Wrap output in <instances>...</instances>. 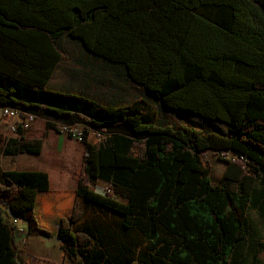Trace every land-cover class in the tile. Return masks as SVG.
<instances>
[{"label":"trees","instance_id":"trees-1","mask_svg":"<svg viewBox=\"0 0 264 264\" xmlns=\"http://www.w3.org/2000/svg\"><path fill=\"white\" fill-rule=\"evenodd\" d=\"M65 34L123 66L145 97L104 106L48 89ZM149 99L226 131L158 124ZM0 105L56 131L81 124L85 147L75 197L66 192L58 213L40 212L48 173L0 171V264H25L13 218L59 239L75 264H236L247 211L264 197V0H0ZM91 131L102 136L91 142ZM24 133L3 140V154L40 153L42 140ZM207 150L250 168L227 160L215 185ZM98 179L112 192L92 190Z\"/></svg>","mask_w":264,"mask_h":264},{"label":"crops","instance_id":"crops-1","mask_svg":"<svg viewBox=\"0 0 264 264\" xmlns=\"http://www.w3.org/2000/svg\"><path fill=\"white\" fill-rule=\"evenodd\" d=\"M62 50V49H61ZM103 59L87 56L84 58H68L59 61L57 67L53 71L48 83L47 88L53 91H59L63 93L75 94L95 100L101 105H128L134 101L143 98L141 95L130 100L126 93L125 86H119L121 83L120 77H126V80L133 82L130 77L125 74L123 66H118L119 70L116 72H110V69H114L112 64L102 62ZM110 66L112 68H110ZM109 72L113 75V78H108ZM120 74V75H119ZM122 82L124 80L122 79ZM111 83L112 85H109ZM134 83V82H133ZM112 90V91H111ZM144 92V91H143ZM135 97L136 94H133ZM145 97V95H144ZM6 119V118H5ZM2 117V106L0 105V130L5 129L8 122ZM44 121L39 120L35 129L30 134L24 133V140L33 142L36 140H42L43 146L40 153H20L16 156L21 158L22 165L19 170H40L48 173L50 180V193L45 204L40 205V212L48 211L54 213L61 212L60 209L69 207L68 203L64 206L63 202L67 200L66 192H71L70 198L75 197V192L78 185V178L80 175L81 167L83 164L84 156V144L76 137H69L64 131H56L55 129L48 128ZM91 134L89 140L95 142L96 139H92ZM15 135H10L14 137ZM5 155V154H4ZM1 170H10L0 169ZM97 185L98 188H94ZM112 188V186L101 179H98L95 183L91 184V189L98 193H104V188ZM257 191L262 192V185H257ZM69 196V195H68ZM45 200V199H43ZM264 197L257 203V205L249 208L257 210L259 215L264 214ZM7 217L11 218V213L6 209ZM90 218V217H89ZM91 223V222H90ZM22 224L27 226L25 221ZM45 236L42 235H27L24 238L27 240L25 250L27 253L42 258L45 264H49L48 261L52 260L49 256L50 249L45 247ZM31 240H36L40 244L32 246ZM264 239L259 238L256 241L250 238V232L247 238L243 242L244 253L252 256L262 258L264 257ZM56 243L61 249V241L56 239ZM62 251V249H61ZM251 251V252H249ZM63 252V251H62ZM61 252V253H62ZM69 258L64 257L62 253V260Z\"/></svg>","mask_w":264,"mask_h":264},{"label":"rangeland","instance_id":"rangeland-1","mask_svg":"<svg viewBox=\"0 0 264 264\" xmlns=\"http://www.w3.org/2000/svg\"><path fill=\"white\" fill-rule=\"evenodd\" d=\"M60 47L65 55V58H63L65 60H67L68 58H73V59L79 58V57L84 58L86 57V55L94 57V58H98L92 55L89 51H87L78 39H74L68 36L67 34H65L61 38ZM102 62H107V61L103 59ZM111 66H113L114 69H110V72H115V74H117L116 72L119 70L118 69L119 67L116 65L114 66L113 64ZM111 66L110 68H112ZM110 72H109L108 78L110 77L113 78V75H111ZM120 79H121V83L119 86H122V84H124L125 90H126L125 94H128L127 98L132 100V99H135L137 95L138 96L141 95L142 97H144L145 94L142 88L140 87V85H137L131 81L126 80V77H120ZM122 79L124 80V82H122ZM109 85H112V84L109 83ZM133 94H136V96L134 97ZM149 102H150V108L154 112L155 119L158 124L175 125L178 123H185L189 126L196 127L205 132H208V131L224 132L226 131L225 125L222 124L221 122L204 119L199 115H195L189 112L178 113L176 111H172L170 109L165 108L160 103L154 102L151 99H149ZM5 120L7 122L9 121L7 119ZM14 122H15L14 120H11V122L9 121L8 122L9 125L8 126L6 125L5 129L0 130V169H7V168L20 169L21 167H25V165H22L23 162H21L20 160L21 158L16 157V156H6L2 152L3 140L9 138L10 135H16V132L11 129V124H13ZM37 123H39V120L34 122L29 129H26L25 133L30 134V132H32L35 129ZM43 123L46 125L45 122ZM61 127L68 128V125L61 124ZM63 131L68 135V133L65 130ZM91 137L92 139L97 140L96 135L94 133L91 134ZM203 160H204V165L208 166L211 170V178H212L213 184L215 185L224 184L222 176L228 165L227 160H233V155L226 154V153L221 154L219 152L210 150L204 153ZM235 160L242 162V165L245 167V169L249 170L250 167H249V164L246 158L235 157L234 161ZM94 188H98V186L94 185ZM109 190L111 191L112 189L105 186L103 191L107 192ZM115 197L118 199H122L120 196H117V195ZM3 209L6 210V207H3ZM246 223L249 228L250 238L254 239L255 241L259 238L264 239V214L263 216H261L259 215V212L257 210L248 209L247 215H246ZM27 235H29L28 232L22 235H16L15 237L16 245H17V248L19 250L22 260L24 261L25 264H45V261L47 262V260H44L42 258H37L36 256H33L27 253V250H25L26 245H27V240L24 237ZM44 238H45L44 239L45 247L47 249H50L49 257L52 259L48 261L49 264H75L70 259L69 261L67 259L62 260V253L64 252H62L63 250L61 251V249H59L56 243V239H57L56 237H46L45 236ZM30 244L32 246H37L40 243L36 240H31ZM262 248H264V246H262ZM252 252L250 254L245 255L244 248L240 247V249H238L239 255L236 254V257H235L236 264H264V257L258 258L260 261L258 260L256 261L254 259L255 257L252 256ZM64 257L66 258L65 254H64ZM80 258L83 259V257L81 256V253H80ZM95 260L97 262H94L92 264H101V261L98 258ZM85 264H87V262Z\"/></svg>","mask_w":264,"mask_h":264},{"label":"built area","instance_id":"built-area-1","mask_svg":"<svg viewBox=\"0 0 264 264\" xmlns=\"http://www.w3.org/2000/svg\"><path fill=\"white\" fill-rule=\"evenodd\" d=\"M2 116L6 119L15 121L13 124H11V129L15 132H17L19 128L24 130L29 129L32 126V124L37 120H42L44 122L46 121L44 118H41L40 116L36 115L33 112L25 111L22 110L20 107H15V106H6V107L2 106ZM59 125L61 126V123H59ZM82 127L83 126L81 124H72V125H68V129H62V131L65 130L67 133L71 132L73 134V137H76L77 139L81 140ZM90 133H94L97 139H99L102 136L101 133L97 131H91ZM205 152H203V155ZM219 153L230 154L228 152H219ZM235 157L237 156L233 155V160L235 159ZM10 226L12 229V233L14 234L15 237L16 235H22L27 233V226L23 225L22 220L19 218H13L10 221Z\"/></svg>","mask_w":264,"mask_h":264}]
</instances>
